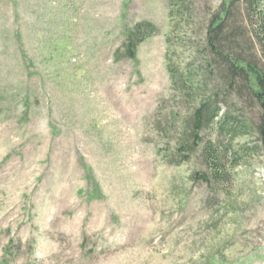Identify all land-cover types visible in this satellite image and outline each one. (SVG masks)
I'll list each match as a JSON object with an SVG mask.
<instances>
[{"label": "rangeland", "instance_id": "rangeland-1", "mask_svg": "<svg viewBox=\"0 0 264 264\" xmlns=\"http://www.w3.org/2000/svg\"><path fill=\"white\" fill-rule=\"evenodd\" d=\"M171 31L169 0H0V264H264V152L211 187L165 160Z\"/></svg>", "mask_w": 264, "mask_h": 264}, {"label": "trees", "instance_id": "trees-1", "mask_svg": "<svg viewBox=\"0 0 264 264\" xmlns=\"http://www.w3.org/2000/svg\"><path fill=\"white\" fill-rule=\"evenodd\" d=\"M169 18L172 99L188 108L176 154L165 160L181 166L199 157L205 170L190 180L210 187L228 182V165L239 166L243 156L264 152V0H222L217 9L211 0L203 6L200 0H169ZM158 32L152 22L134 24L125 31L116 60L136 59L139 46ZM178 50L187 54L180 63ZM239 138L255 143H239Z\"/></svg>", "mask_w": 264, "mask_h": 264}]
</instances>
